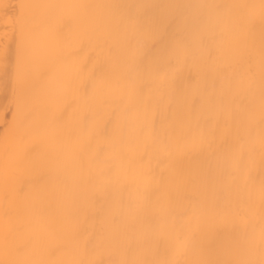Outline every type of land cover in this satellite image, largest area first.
I'll use <instances>...</instances> for the list:
<instances>
[{
  "label": "bare ground",
  "instance_id": "bare-ground-1",
  "mask_svg": "<svg viewBox=\"0 0 264 264\" xmlns=\"http://www.w3.org/2000/svg\"><path fill=\"white\" fill-rule=\"evenodd\" d=\"M0 264H264V0H0Z\"/></svg>",
  "mask_w": 264,
  "mask_h": 264
}]
</instances>
